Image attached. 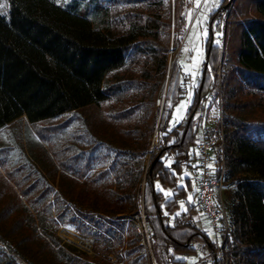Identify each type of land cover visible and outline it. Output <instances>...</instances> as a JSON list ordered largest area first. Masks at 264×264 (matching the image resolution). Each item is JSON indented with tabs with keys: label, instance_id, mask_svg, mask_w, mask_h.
Here are the masks:
<instances>
[{
	"label": "trees",
	"instance_id": "1",
	"mask_svg": "<svg viewBox=\"0 0 264 264\" xmlns=\"http://www.w3.org/2000/svg\"><path fill=\"white\" fill-rule=\"evenodd\" d=\"M122 1L0 0V264H125L122 254L127 264H153L154 257L183 264L199 247L214 251L217 243L193 218L199 199L183 207L180 193L166 195L158 182L169 156L177 171L198 157L196 115L220 55L227 116L215 164L219 175L224 160L236 189L229 248L209 263L264 264V0H223L211 13L193 103L169 129L184 95L176 62L160 149L147 170L132 160L148 154L155 131L157 92L149 84L165 75L167 17L151 19L150 30L114 32ZM226 13L225 41L216 42L214 21ZM132 57L148 64L142 87L114 75ZM24 116L38 144L25 139ZM142 210L149 245L134 220ZM62 224L94 235V254L66 250L57 234Z\"/></svg>",
	"mask_w": 264,
	"mask_h": 264
},
{
	"label": "rangeland",
	"instance_id": "2",
	"mask_svg": "<svg viewBox=\"0 0 264 264\" xmlns=\"http://www.w3.org/2000/svg\"><path fill=\"white\" fill-rule=\"evenodd\" d=\"M222 1L223 0H125L122 1L121 4L117 3L120 15L114 22V26L112 29L114 30V32L129 33L133 29L135 30V28H139L141 26H144L145 30H150L151 19H160L162 14L167 17V19L162 18L164 19V21L161 24V29L164 33L163 35L165 36L168 34V36L166 37L168 41H166L165 39L163 42L164 45L166 44L168 48L166 51L167 64L165 75L161 81H158L156 83L151 82L149 84V86L152 87V90H155L157 92L155 103V107H157L156 126H154L155 131L152 134L151 145L148 154L145 157H140L132 160V162L136 166L140 167V169L144 166L147 170L151 163L153 154H157L160 149L159 126L161 124L162 114L167 99L166 97L168 95L170 78L177 61L181 63L180 83L182 85L184 95L177 100L172 108L171 118L168 125L169 129L185 120L188 115V111L193 103L194 94L198 87L197 85L200 81L203 65L206 59V39L209 35L208 25L210 15L211 13H213V11L217 10L220 7ZM226 6L227 5L224 6V9L226 8ZM227 17L228 16L226 13L224 20L220 21L219 18H216V20L214 21L213 26L216 28V42L225 41V26L228 20H226ZM169 21L170 24H167ZM223 59L224 57L220 55L219 65L214 76L212 86L208 91V95L206 96V100L204 101L202 108L199 110L200 112H198L196 116L198 120L199 114L204 112V105L206 103L205 111L208 116V120L213 121L215 119L214 125H217V120L220 114L222 115L225 136V123L227 115L226 110H224L226 107V99L224 96V83L222 81L224 80V67L226 66L227 62H224ZM147 67L148 64L135 62L132 57L129 58L126 65L117 70L114 75H116L119 79L133 81L132 83H137V85H140V87H142L144 86L142 85L144 81H142V78L144 76V72H146L143 70H147ZM219 98H221V100ZM181 105H184V107H181ZM178 108L179 112L177 111ZM88 114L95 116L96 109L92 108L90 112H88ZM19 122L25 139L30 140L32 143L38 144L39 137L37 136L38 134L36 133L35 125L31 123L25 116L22 117ZM97 126L101 127V124L98 123ZM97 126L96 129L98 128ZM196 138H198V131L196 134ZM195 140L197 143V139ZM215 149V153H220L222 156L224 150V140L223 142H221L220 140V143H217L215 145ZM171 157L172 155L169 156L168 159H166L164 168L162 167V172H168L166 166L169 165V162H171V160L173 159ZM165 173H163V177L167 178L168 175L166 176ZM230 179L231 178L227 179L224 176L225 187L229 186L232 183V180ZM169 181L170 180H165L163 183H169ZM159 182L158 185H161ZM223 199L226 204L224 195ZM134 220L138 230L146 237L149 245L148 238L150 230L143 210L140 215L134 217ZM205 227L211 241L217 242L218 237L211 223L210 225L206 224ZM57 234L61 240V245L66 250H71L73 251V253L75 252L74 254H77L81 251L87 252V254L89 255L94 254L93 246L95 243L94 241L96 240L94 235L82 234L77 228H75V226L71 224H62L59 227ZM3 245L8 250V252L13 253L10 247H8L6 244ZM228 248L229 246L226 241V245L224 246L223 251ZM220 251V254H222L223 251ZM205 254L206 252L201 247H199L197 251H195V253H191L187 256V259L183 264H193V262L194 264H210L205 259H202L205 257ZM122 255L123 261L125 262V264H127V258L124 254ZM18 261L23 262L19 258ZM23 264L26 263L23 262ZM153 264H158L155 257L153 259Z\"/></svg>",
	"mask_w": 264,
	"mask_h": 264
},
{
	"label": "built area",
	"instance_id": "3",
	"mask_svg": "<svg viewBox=\"0 0 264 264\" xmlns=\"http://www.w3.org/2000/svg\"><path fill=\"white\" fill-rule=\"evenodd\" d=\"M221 100V98H219ZM206 103L204 112L198 116V138L197 148L199 155V173L197 176L198 199L200 209L207 216L218 237L216 249L205 259L211 262L218 259L220 250L226 243L229 235V218L226 204L223 199L224 181V160L221 162V172L218 175L214 165L212 149L217 143L224 140V129L222 115L218 118L217 125L207 124ZM223 158V153H222Z\"/></svg>",
	"mask_w": 264,
	"mask_h": 264
},
{
	"label": "crops",
	"instance_id": "4",
	"mask_svg": "<svg viewBox=\"0 0 264 264\" xmlns=\"http://www.w3.org/2000/svg\"><path fill=\"white\" fill-rule=\"evenodd\" d=\"M207 124L210 125H214L215 124V119L212 121L207 120L206 121ZM196 150L198 152V148H197V143L195 144ZM214 150H216L214 148ZM213 157H214V165L216 167V153L215 151L212 153ZM169 158V157H168ZM167 158V159H168ZM173 158V157H171ZM174 158L171 160V162H169V165H167L166 169L168 170V172H162V179L159 182L161 185H159V187L165 192L167 193L169 196L172 195V193L174 191H177L180 193V198H182V200L180 201L181 206H186L185 204V200L189 199V200H193L194 198H198V183H197V176L199 173V155L198 157H196L195 160L191 161L190 163H186L183 164V167L180 171H177L175 168H173L171 166V164L173 163ZM162 167L164 168V164L161 166L160 169H162ZM163 170V169H162ZM163 173L166 174L167 178L163 177ZM165 180H170L169 183H163ZM164 184V185H163ZM175 187V188H174ZM236 186L235 185H229L227 187H225L224 191H223V195L224 198L226 200V204H227V214H228V218L231 221V205L233 202V193L235 192ZM200 207L197 206L194 210V220H195V224H197L203 231H205L207 233V229L205 227L206 224L210 225V221L207 218V216H205V214L202 212L201 209H199ZM229 221V222H230ZM204 250V249H203ZM206 252L205 257L202 259H206L210 252H207L206 250H204Z\"/></svg>",
	"mask_w": 264,
	"mask_h": 264
},
{
	"label": "snow or ice",
	"instance_id": "5",
	"mask_svg": "<svg viewBox=\"0 0 264 264\" xmlns=\"http://www.w3.org/2000/svg\"><path fill=\"white\" fill-rule=\"evenodd\" d=\"M197 6H199V5H197ZM181 107H184V105H181ZM177 111L179 112V108L177 109ZM166 195H167V193H166ZM189 199H191V198H189ZM193 264H194V262H193Z\"/></svg>",
	"mask_w": 264,
	"mask_h": 264
}]
</instances>
